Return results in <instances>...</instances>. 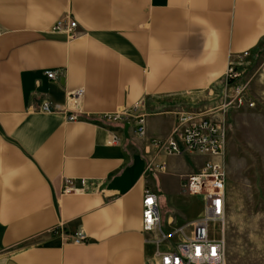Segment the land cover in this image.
Wrapping results in <instances>:
<instances>
[{"label": "crops", "instance_id": "0c3cea01", "mask_svg": "<svg viewBox=\"0 0 264 264\" xmlns=\"http://www.w3.org/2000/svg\"><path fill=\"white\" fill-rule=\"evenodd\" d=\"M66 18L78 39L53 31ZM263 52L264 0H0V264H160L157 235L143 231L145 190L160 197L166 234L202 213L180 203L193 166L152 141L181 113L210 118L231 64L255 103L237 111L264 112ZM135 108L143 138L99 120ZM65 179L87 188L65 194Z\"/></svg>", "mask_w": 264, "mask_h": 264}, {"label": "built area", "instance_id": "2783aa9c", "mask_svg": "<svg viewBox=\"0 0 264 264\" xmlns=\"http://www.w3.org/2000/svg\"><path fill=\"white\" fill-rule=\"evenodd\" d=\"M77 30L78 22L71 18L59 20L53 29L56 33H66L70 40L80 37ZM249 56V53H245L242 58ZM45 75L49 80L58 79L56 72H47ZM245 75L244 69L231 64L224 76L222 87L212 88L209 93L213 97V103L217 104L211 110L210 115L213 117L181 113L167 139L152 141L158 152L177 157L190 155L207 160L197 172L186 176L183 182V191L186 194L202 197L203 212L195 221L174 230V236L179 237V241L171 251L161 254L160 264H227L228 131L224 120L220 117L223 118L230 111L255 107L248 93ZM82 96L83 90H79L71 94L70 98L76 103ZM40 110L44 113L54 111L47 101L42 103ZM137 111L138 109L135 108L120 113L105 114L100 116L99 120L108 125L123 123L133 125L135 134L143 138L146 135V115ZM67 120L75 122L78 118L70 113ZM112 141L117 142L118 138L113 137ZM86 188L87 182L84 180L79 182L64 180L65 194L81 192ZM143 231L160 237L155 244L168 242L173 236L162 231L160 197L150 189L144 192ZM56 235L74 245H83L87 242L84 233L69 236L62 228L56 230Z\"/></svg>", "mask_w": 264, "mask_h": 264}, {"label": "rangeland", "instance_id": "374dc122", "mask_svg": "<svg viewBox=\"0 0 264 264\" xmlns=\"http://www.w3.org/2000/svg\"><path fill=\"white\" fill-rule=\"evenodd\" d=\"M220 119L228 131L227 264H264V112L258 108L249 113L236 110ZM183 157L196 172L207 161L196 156ZM180 203L189 218L198 216L204 209L199 196L185 193ZM178 241L179 237L172 236L168 242L155 244V248L167 252Z\"/></svg>", "mask_w": 264, "mask_h": 264}]
</instances>
